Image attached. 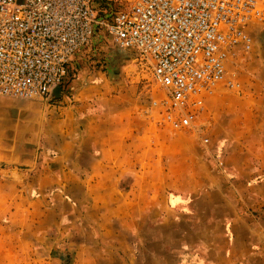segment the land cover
Instances as JSON below:
<instances>
[{
  "label": "crops",
  "instance_id": "0c3cea01",
  "mask_svg": "<svg viewBox=\"0 0 264 264\" xmlns=\"http://www.w3.org/2000/svg\"><path fill=\"white\" fill-rule=\"evenodd\" d=\"M254 57L237 68L257 64L260 93L217 90L206 99L197 125L208 148L191 134L158 135L137 106L112 104L110 93L87 92L76 113L58 107V122L68 125L54 132L53 146L16 162L28 169L0 170V264H102L110 246L124 261L121 245H141L168 211L180 214L182 229L197 216L187 259L264 264V60ZM58 92L53 102L62 105L64 87ZM175 161L187 168L172 184Z\"/></svg>",
  "mask_w": 264,
  "mask_h": 264
},
{
  "label": "built area",
  "instance_id": "2783aa9c",
  "mask_svg": "<svg viewBox=\"0 0 264 264\" xmlns=\"http://www.w3.org/2000/svg\"><path fill=\"white\" fill-rule=\"evenodd\" d=\"M97 1L0 0V97L52 102L103 33L162 89L148 108L158 125L193 131L208 97L239 88L228 62L252 50L254 27L264 29V0H131L112 12Z\"/></svg>",
  "mask_w": 264,
  "mask_h": 264
},
{
  "label": "rangeland",
  "instance_id": "374dc122",
  "mask_svg": "<svg viewBox=\"0 0 264 264\" xmlns=\"http://www.w3.org/2000/svg\"><path fill=\"white\" fill-rule=\"evenodd\" d=\"M130 3L131 0L97 1L101 9H107L110 12L128 8ZM262 32L264 29L254 27L252 29L254 40L252 50L249 52L240 51L228 62L229 78L237 81L240 86L239 88H228L226 85H221L218 90L224 92L227 97L242 98L261 92V75L257 64H254L251 70L238 69L237 65L246 63L250 55H255L254 58L259 62L262 58L264 60V49H262L264 42L262 41L263 37L260 36ZM76 61L74 75L64 87L67 101L62 105H59L58 101H55L56 103L53 101H24L0 97V170L15 167L18 170L28 169V166L17 165L16 162L38 157L42 147L53 146L54 132L59 131L61 127L64 129V126L68 125L67 122H58L61 118L58 117V112L55 114L54 111H57L58 107H66L72 113H76L82 108L84 100L81 99L86 96L87 92L116 95L118 101L112 104L117 103L125 110H131L132 107L137 106L142 117L157 130L158 135V132L164 129L157 123V112L148 111L151 101L160 98L163 91L153 81L146 63L140 61L133 52L115 48L109 39L101 33L89 49L77 56ZM132 98L137 102L134 103ZM105 103L107 102L105 101ZM205 130V125H197L194 131H173L170 129L167 131L171 139H175L176 136L183 133L191 134L192 137L199 140L204 148H208L209 139L205 135ZM172 168L173 184L175 175L179 176L187 166L181 161H175ZM176 182H179V179ZM6 193L9 194L8 190ZM12 196L15 198L14 195ZM3 205L0 200V206ZM159 214L161 213H158L157 228L151 229L150 232L146 230V234L142 236L144 242L141 245H135V249L132 244L121 245L125 247L122 250L125 251L124 261L113 255L114 251L110 246L104 251L107 254L104 255L102 264H197L195 255L186 258L187 255H191V252H195L197 216H194V227L182 229L179 213L168 211L164 216ZM216 230L219 232V229ZM182 233L188 236V243L181 244ZM148 235L152 237L151 242L148 241ZM218 240L220 241V238ZM182 251L184 252L182 253ZM182 255L185 258L182 259Z\"/></svg>",
  "mask_w": 264,
  "mask_h": 264
}]
</instances>
